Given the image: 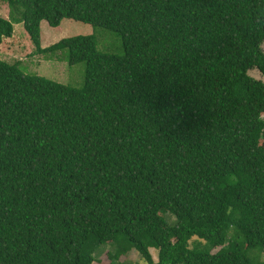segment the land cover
I'll list each match as a JSON object with an SVG mask.
<instances>
[{"label":"trees","instance_id":"16d2710c","mask_svg":"<svg viewBox=\"0 0 264 264\" xmlns=\"http://www.w3.org/2000/svg\"><path fill=\"white\" fill-rule=\"evenodd\" d=\"M6 1L0 45L23 24L85 77L0 60V264H264V0ZM64 19L123 54L41 49Z\"/></svg>","mask_w":264,"mask_h":264},{"label":"rangeland","instance_id":"374dc122","mask_svg":"<svg viewBox=\"0 0 264 264\" xmlns=\"http://www.w3.org/2000/svg\"><path fill=\"white\" fill-rule=\"evenodd\" d=\"M8 13L7 1L0 0V17L8 19ZM43 23L41 24V49L57 44L63 39L78 36H94L98 52L117 56L123 54L120 37L108 30L93 28L90 25L77 23L68 19L62 20L60 27L57 29L51 28L45 22ZM262 49L264 51V44ZM0 60L9 64L19 63L20 70L28 76L42 77L74 90L82 89L84 86L85 63L81 62L70 65L66 51L38 52L36 46L26 33L23 24H14L12 37L3 39L0 45ZM250 76L262 80L257 72H251ZM167 220L169 223L174 221L170 215H168ZM191 244L192 242L190 246H192ZM104 248L105 246L99 247L94 254V256L99 255L97 257L98 261L99 259L103 261L108 260L105 254L109 250H107L108 247H106V250ZM261 251V249L250 251L248 257L252 262L264 263V252ZM151 253L153 259L156 260V251H151ZM129 258L133 264H146L136 252H132ZM95 264H99V262ZM126 264H129V261Z\"/></svg>","mask_w":264,"mask_h":264},{"label":"crops","instance_id":"0c3cea01","mask_svg":"<svg viewBox=\"0 0 264 264\" xmlns=\"http://www.w3.org/2000/svg\"><path fill=\"white\" fill-rule=\"evenodd\" d=\"M44 24V23H43Z\"/></svg>","mask_w":264,"mask_h":264}]
</instances>
